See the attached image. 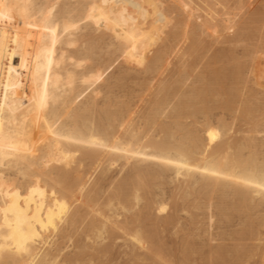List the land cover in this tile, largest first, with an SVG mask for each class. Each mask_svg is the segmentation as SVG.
Returning <instances> with one entry per match:
<instances>
[{"label":"bare ground","instance_id":"obj_1","mask_svg":"<svg viewBox=\"0 0 264 264\" xmlns=\"http://www.w3.org/2000/svg\"><path fill=\"white\" fill-rule=\"evenodd\" d=\"M230 3L0 0V264H264V0Z\"/></svg>","mask_w":264,"mask_h":264},{"label":"rangeland","instance_id":"obj_2","mask_svg":"<svg viewBox=\"0 0 264 264\" xmlns=\"http://www.w3.org/2000/svg\"><path fill=\"white\" fill-rule=\"evenodd\" d=\"M196 1H198V0H196ZM261 1H262V0H244V2L246 3V5L248 4L249 6L251 5L252 7L254 6V7H256V8H257V6H258V9H260V10H261V8H262V6H260V4H259ZM235 2H238V0H231V3H232V4H235ZM254 2H255V3H254ZM231 3H230V4H231ZM232 4H231V5H232ZM259 6H260L261 8H259ZM262 9H263V8H262ZM246 11H247V10H246ZM246 13H249V11H247ZM199 15H202V13H200ZM195 19H200V17L198 16V14H197V16L195 17ZM208 32H209V36H207V35H208ZM253 34L257 36V34H255V33H253ZM210 35H211V36H210ZM215 35H216V34L212 35L210 31H207V33L204 34V35L202 36V38L205 39V40H204V44L206 45V47H207L206 49H207L208 51L205 50L206 52H204L203 55H202V56H203V57H202V58H203V61H201V63L203 62V63H202L203 65L200 64V66H199V69H200L201 71H203L202 69H205V68H204L205 66H207V67H210V66H211V67H212L214 64H215L214 66H215L216 68L221 67V65H223V64H222V63L218 64V63H219L218 61L216 62V56H217L218 54L221 53V52H220V51H222L221 49H223L222 53L224 52V50H229V52L226 51L227 53H226V52L223 53L224 55H226V54L229 55V53H231V49H232V51H233L234 47L236 46L235 44H234V46H233V43H231L230 41H228L229 39H228V40H223L224 38L227 39L226 37L230 38V35H226L223 39H221L222 42L225 41V42H224L225 45H224V43H221L222 45H216V43L214 42L215 39H216V37L213 38ZM205 36L207 37V39H206ZM204 37H205V38H204ZM208 37H209L210 39H209ZM211 38H212V39H211ZM213 39H214V40H213ZM226 42H227L231 47H230ZM207 44H208L209 46H208ZM231 44H232V45H231ZM213 45H214V46H213ZM223 46H224V47H223ZM216 47H217V48H216ZM232 47H233V48H232ZM214 48H215V49H214ZM228 48H229V49H228ZM210 50H211V51H210ZM218 50H219V53H218ZM235 50H237V51H236V55L238 54V55H237L238 57H239V55L242 56L241 54L244 52L243 44H241V46H238ZM208 52H209V53H208ZM205 55H206V56H205ZM214 55H215V56H214ZM236 55H235V56H236ZM237 56H236V57H237ZM194 57H197V56L194 55ZM194 57H193V58H194ZM213 57L215 58V60H212ZM191 58H192V57H191ZM193 58L191 59V60H192L191 63L194 62V63H193V64H194L193 66H196L195 63H196V62H200V61H199V60H196V58H194V59H195V61H194ZM197 58H198V57H197ZM204 58H205V59H204ZM214 58H213V59H214ZM211 60H212V61H211ZM213 62H216V63H213ZM204 63H205V64H204ZM197 64H199V63H197ZM207 64H210V65L208 66ZM214 66H213V67H214ZM206 69H207V68H206ZM206 69H205L204 71H206ZM130 82H131V83L128 82V83L130 84L129 86L132 87L131 89H134V86H135L134 84H135L136 82H138V80H136V82H135V81H134V82H133V81H130ZM133 83H134V84H133ZM130 87H129V88H130ZM122 90H124V89H120L119 92H122ZM121 94H123V92H122ZM137 94H138V92H137ZM139 94H140V93H139ZM135 95H136V93H135ZM138 101H139V100L137 99L136 102H138ZM170 240H171V241H176L177 238H176V237H175V238H174V237H172V238H169V237H168V240H167V241H170ZM73 249H74L75 251H77L76 248L73 247ZM75 251H73V250L70 248V250H68V252H69L68 254H73ZM92 251H93V250H90L89 253L92 252ZM70 252H72V253H70ZM94 253H95V252L93 251L92 254H94ZM119 254H121V250H120V252H119V250H118V253H117L116 256H115L114 262H116V264H121V263H122V264H128V262H129V264H131V262L128 260V259H129L128 257H126V256L124 257V255L121 256V255H119ZM119 256H120V257H119ZM104 261H108V264H109V259L104 260ZM126 261H128V262H126ZM114 262L112 263V261H111L110 264H115ZM119 262H121V263H119ZM94 263H96V262H93V263H91V264H94ZM105 263L107 264V262H105ZM132 264H133V263H132Z\"/></svg>","mask_w":264,"mask_h":264}]
</instances>
